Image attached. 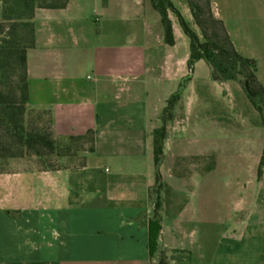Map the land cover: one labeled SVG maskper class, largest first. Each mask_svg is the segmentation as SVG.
Listing matches in <instances>:
<instances>
[{"label":"crops","instance_id":"1","mask_svg":"<svg viewBox=\"0 0 264 264\" xmlns=\"http://www.w3.org/2000/svg\"><path fill=\"white\" fill-rule=\"evenodd\" d=\"M171 1L195 24L187 0ZM211 1L237 50L243 54L239 45L252 44L264 86V0ZM169 18L173 45L152 0L35 8L28 107L50 113L62 152L52 167L0 173V264H160L164 257L167 264H264V249L254 259L217 258L206 245L207 231L197 241L190 227L196 200L206 202L198 179L213 169L205 164L197 172L193 159L215 155L217 164L263 131L260 122L247 121L240 82L213 80L204 59L189 69V52H178L187 35L175 12ZM181 86L157 168L154 132ZM91 130L93 142L78 138ZM181 158L188 160L184 174ZM155 218L163 228L152 256L149 221Z\"/></svg>","mask_w":264,"mask_h":264},{"label":"trees","instance_id":"2","mask_svg":"<svg viewBox=\"0 0 264 264\" xmlns=\"http://www.w3.org/2000/svg\"><path fill=\"white\" fill-rule=\"evenodd\" d=\"M0 2L9 4L5 8L3 18L0 19V122L8 127L11 139L19 146L22 154L25 150L24 155L37 158L33 162L49 168L55 165V159L61 155L62 148L52 137L50 113L28 107L27 52L35 44V8L64 7L68 0H0ZM152 2L162 15L166 41L171 45L175 43V37L169 11L175 12L178 16L190 40L189 69L193 70L196 63L204 59L211 67L213 80L240 82L259 111L264 127V86L257 75L258 63L237 50L224 21L215 15L212 1L187 0L201 37L189 26L171 0ZM182 92L181 86L169 99L165 108L164 124L154 132L157 168L164 157L166 120L171 116V111L181 98ZM34 116L38 118L36 126L31 124ZM93 137L94 132L91 130L87 135L78 138H86L93 142ZM157 177L160 178V175ZM162 228L159 219L149 221V248L152 256L159 252ZM160 264L167 263L163 259Z\"/></svg>","mask_w":264,"mask_h":264},{"label":"rangeland","instance_id":"3","mask_svg":"<svg viewBox=\"0 0 264 264\" xmlns=\"http://www.w3.org/2000/svg\"><path fill=\"white\" fill-rule=\"evenodd\" d=\"M180 1L183 4L187 3L186 0ZM1 3L3 13L0 19L3 18L5 8L9 5ZM176 7L189 26L201 37L193 20L189 22L180 7ZM243 30L250 32V27L243 28ZM184 37L185 46H182V42L179 41L178 52L181 57L187 52L190 54V40ZM239 46L245 55L251 57L252 44L250 41ZM243 97L248 102V106L245 105L243 111L247 121L252 124L260 122L263 133L259 134L254 131L252 141L242 142L241 146L244 145V149H240L241 152L225 153L217 164L215 155L193 159L197 165V172L198 169L202 170L205 164L213 166V169L206 178H197L199 180L197 192L201 191V196L206 197V202L199 203L198 199L196 200L195 219L190 227L197 230L195 236L197 241L203 239L202 233L206 230L208 234L205 237L206 245L211 254L217 255V258L226 256L229 260H235L236 256L241 255L254 259L259 255V251L264 249V236L255 234V230H264V219H262L264 213V127L259 111L245 90ZM37 121L38 118L34 116L31 124L36 126ZM8 131V127L0 122V173L25 168H43L42 164L33 162L37 160L35 156L24 155L25 150L22 154ZM178 163L179 173L184 174L182 168L187 165L188 160L181 158Z\"/></svg>","mask_w":264,"mask_h":264}]
</instances>
